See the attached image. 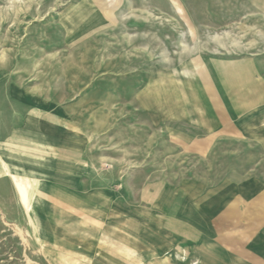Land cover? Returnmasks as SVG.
<instances>
[{
  "label": "rangeland",
  "instance_id": "1",
  "mask_svg": "<svg viewBox=\"0 0 264 264\" xmlns=\"http://www.w3.org/2000/svg\"><path fill=\"white\" fill-rule=\"evenodd\" d=\"M166 2L0 0V83L11 74L63 105L93 193L68 212L0 184V264H116L104 255L125 235L137 264H197L189 223L211 229L207 207L264 205V3ZM211 61L257 72L198 69ZM255 234L245 242L264 256Z\"/></svg>",
  "mask_w": 264,
  "mask_h": 264
},
{
  "label": "crops",
  "instance_id": "2",
  "mask_svg": "<svg viewBox=\"0 0 264 264\" xmlns=\"http://www.w3.org/2000/svg\"><path fill=\"white\" fill-rule=\"evenodd\" d=\"M256 1L264 3V0H254L255 7L258 5ZM166 4H171L176 11L170 0ZM210 63L214 67L208 66ZM210 63L204 66L208 69H198L205 72H220L224 69L226 72H249V75L250 72H257L250 61H246L243 68L233 62ZM6 77V84L0 83V184H7L14 189L16 197L25 199L24 203L29 208L30 205H49L63 210L66 206V210L77 212L83 204L82 198H91L93 193L80 191L83 188L80 185V158L84 141L73 126V117H65L63 105L54 97L35 90L32 92V88L25 86L18 87L11 74ZM218 116L221 118L216 120V133L224 131L228 125L222 116ZM233 131L236 133L237 130ZM152 198H156L157 204L164 199L158 194ZM221 206L217 202L212 208L207 207L216 216L210 224L211 229L208 228L209 223L203 224L202 221H199V228L194 222L189 223L197 231V264H264V256L252 251L245 242L253 231H256L257 236H264V205L259 202ZM186 211L187 207L183 206L175 209L177 214ZM243 220L249 221L250 230L241 223ZM227 227L240 229V235L225 234ZM208 231L214 235V243L208 238ZM131 238L126 235L120 238V247L116 245L120 249L119 254L114 255L110 248L108 255L104 256L116 264H126L127 258L130 263L137 264V261L123 253L129 247H135L129 245L132 244ZM209 240L212 241L211 249H203Z\"/></svg>",
  "mask_w": 264,
  "mask_h": 264
}]
</instances>
